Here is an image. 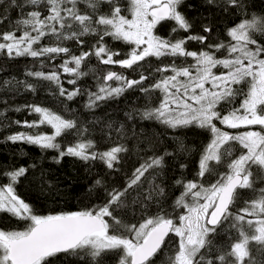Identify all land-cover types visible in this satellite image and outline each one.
Wrapping results in <instances>:
<instances>
[{"label": "snow or ice", "instance_id": "obj_1", "mask_svg": "<svg viewBox=\"0 0 264 264\" xmlns=\"http://www.w3.org/2000/svg\"><path fill=\"white\" fill-rule=\"evenodd\" d=\"M9 2L16 4L17 0ZM182 3L183 0H128L124 8L119 0H24V4L37 10L28 11L26 18L18 20L15 31L0 32V53L10 58L70 55V49L60 44L41 46L45 37H55L61 42L75 40L78 44L84 43L81 37H97L91 51L70 55L60 65L64 73L75 77L68 80L73 85L88 75L80 70L81 65L93 56L99 64H118L125 69L139 66L148 57L157 60L191 57L194 63L187 66L177 65L175 59L171 64L158 66L155 71L161 78L148 87L143 86L148 76L141 74L139 79H128L122 73L108 70L97 77L101 81L97 91L87 93L86 107H95L99 101L120 96L136 86L146 94L158 90L161 93L158 106L145 111L143 118L154 119L170 128L195 125L210 134L198 162L197 179L176 180L182 191L175 207L183 211L173 218L161 208L155 216L143 219L138 225L125 224L116 214L117 210L125 206L132 192L143 186L147 179L145 173L163 167L164 156L144 159L122 188L106 191L103 205L59 214L38 215L16 194L15 184L25 176L27 168L4 173L8 183L0 184V213L28 224L23 230L0 229V264H51L50 258L59 253L81 252L95 261L102 254L117 250L123 253L119 264H154L153 258L169 241L176 242L177 248L167 264H246L251 257L250 242L264 251V187L257 185V181L264 184V14H251L229 28L227 43H208L206 50L189 51L185 47L188 41L205 44L208 36L188 35L173 40L155 34L157 25L163 21L174 22L172 33L189 31L192 25L179 11ZM206 3L224 11L245 7L244 0H206ZM81 4L86 7L81 8ZM3 22L0 14V23ZM211 31V27L203 28L204 33ZM105 37L131 46L125 58L114 59L121 53L108 47ZM221 50L226 53L222 58L217 56ZM218 68L221 71L217 73L214 69ZM169 72L171 75H164ZM27 75L56 84L59 95L66 96L67 100L82 94L79 88L65 89L56 71H35ZM109 81L117 82V86ZM20 84L26 90H36L31 83L16 81L13 85L11 80L0 82V89L12 86L7 90H14ZM26 107L38 114V120L24 121L25 127L46 124L54 131L51 134L19 132L7 137L12 142L57 149L60 157L99 159L109 169L119 163V154L127 151L123 145H117L97 152L90 139H78L66 150H60L61 146L55 142L57 137L73 129L80 137L86 129L78 128L76 121L48 108ZM216 121L225 127H218ZM242 128L247 130L235 134L225 130ZM220 166L226 170L219 171ZM212 176L216 177L214 182H203ZM96 184L101 185L102 181L97 180ZM242 191H251L252 196L243 201V207H237ZM152 192L162 196L164 189L154 185L144 200H152ZM134 202L146 207L142 200ZM233 229L237 238L227 247L220 245L217 238Z\"/></svg>", "mask_w": 264, "mask_h": 264}, {"label": "trees", "instance_id": "obj_2", "mask_svg": "<svg viewBox=\"0 0 264 264\" xmlns=\"http://www.w3.org/2000/svg\"><path fill=\"white\" fill-rule=\"evenodd\" d=\"M119 2L122 7L127 8L128 0H119ZM21 4L24 6L20 7ZM244 5L243 10L230 8L224 11L220 7L208 5L206 0H183L179 11L192 25L189 31L181 30L172 33L174 22L163 21L157 25L155 34L166 39L171 37L173 40L188 35H207L208 40L205 44L192 40L185 45L189 51L206 50L205 45L208 43L215 44L221 41L227 43L230 39L227 37V30L242 22L247 16L264 14V0H244ZM84 7L86 5L81 4V8ZM30 10L37 9L24 4V0H17L16 4H10L9 0H0V14L4 20L0 23V32L15 31L16 22L26 18ZM205 26L211 27V33L203 32ZM20 34L17 32V35ZM80 39L84 41L83 44H78L75 40L61 42L55 37H45L40 44L41 46L60 44L70 49V55L78 56L82 51H91V46L96 43L97 37L88 35ZM104 40L108 47L121 53L114 59L125 58L124 54L131 48L130 45L115 41L111 37H105ZM34 47L37 46L34 45ZM70 55L60 53L38 58L28 56L10 58L0 53V82L11 80L15 85L16 81H22L33 84L36 89L35 91L26 90L23 84L14 90H7L12 86L0 89V184L8 183L4 173L25 167L28 171L15 184V191L20 198L33 207L36 214L82 211L103 205L107 199L106 191L122 188L131 177L133 170L143 163L144 159L154 155L164 156L163 167L155 171L150 169L149 173H145L147 179L143 186L126 198L125 206L118 209L116 214L125 224L137 225L143 222V219L155 216L161 208L165 214H171L174 218L176 214L183 211L175 207V200L182 191L176 184V180L197 179L198 162L204 147L210 140L208 131L195 125L170 128L154 119L143 118L145 111L158 106L161 97L158 90L146 94L140 91L139 86H136L120 96L99 101L97 106L92 108L86 107L87 93L97 91V85L101 82L97 77H102L108 70L122 73L128 79H139L141 74L148 76L149 79L143 85L148 87L161 78V74L155 71L158 66L171 64L174 59L177 65L187 66L194 63L193 59L163 57L157 60L155 57H148L145 61H141L139 66L134 65L131 69H125L118 64H99L93 56L81 65L80 70L87 72L88 75L80 77L73 85L69 84L68 80L75 77L64 73L60 67L70 58ZM224 55H226L224 50L217 53L220 58ZM69 66L74 67V65ZM35 71L45 73L56 71L65 89L72 91L79 88L82 94L67 100L66 96L59 95L56 84L27 75L28 72ZM214 71L218 73L221 69H214ZM164 75H171V73H164ZM108 83L114 87L117 86L115 81ZM236 104H239V98ZM27 105L48 108L65 119L76 121L78 128L86 129L80 137L77 136L76 129L57 137L55 142L61 146L60 150H66L78 139H90L94 142V150L97 152L107 151L117 145H123L127 151L120 153L119 163H116L113 169H109L99 159L84 161L74 156L60 157L57 149H44L23 141L12 142L7 137L19 132L51 134L54 131L46 124L36 128L25 127L24 121L38 120V114L31 113ZM17 108L20 111H16ZM15 121H21V123L17 124ZM215 123L218 127H225L220 126L218 121ZM230 130L233 134L242 131V129ZM166 152L171 155H165ZM181 165L185 167L182 168ZM225 170L224 167H219V171ZM215 179L216 177L212 176L203 182L210 183ZM97 180H101L102 184L97 185ZM154 185L162 187L164 194L158 196L152 192L153 199L144 200ZM257 185L264 187V184H260L259 181ZM251 196V191H242L237 207H243V201L250 199ZM137 200H142L146 207L134 202ZM27 224V221L17 220L7 213H0V229L23 230ZM237 235L233 229L229 230L228 235H221L217 239L220 245L227 247L230 241L237 238ZM176 248L177 243L169 241L165 248L153 258L154 264H167L169 257L174 256ZM249 248L251 257L246 264H264V251L259 250L260 246L250 242ZM122 255L120 250L110 251L94 261L83 252L77 255L59 253L50 258V262L51 264H119Z\"/></svg>", "mask_w": 264, "mask_h": 264}, {"label": "rangeland", "instance_id": "obj_3", "mask_svg": "<svg viewBox=\"0 0 264 264\" xmlns=\"http://www.w3.org/2000/svg\"><path fill=\"white\" fill-rule=\"evenodd\" d=\"M219 125H220V124H219ZM220 126H223V125H220ZM253 128L258 129V126H253ZM225 130L231 132L230 129H225ZM245 130H247V129H243V128H242V131H245ZM231 133H233V132H231Z\"/></svg>", "mask_w": 264, "mask_h": 264}]
</instances>
